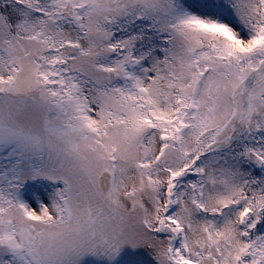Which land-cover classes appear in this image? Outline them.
<instances>
[{
  "label": "snow or ice",
  "instance_id": "snow-or-ice-1",
  "mask_svg": "<svg viewBox=\"0 0 264 264\" xmlns=\"http://www.w3.org/2000/svg\"><path fill=\"white\" fill-rule=\"evenodd\" d=\"M0 264H264V0H0Z\"/></svg>",
  "mask_w": 264,
  "mask_h": 264
}]
</instances>
